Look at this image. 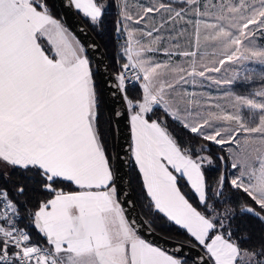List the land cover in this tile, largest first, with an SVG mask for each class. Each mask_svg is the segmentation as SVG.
Here are the masks:
<instances>
[{"label":"snow or ice","instance_id":"obj_1","mask_svg":"<svg viewBox=\"0 0 264 264\" xmlns=\"http://www.w3.org/2000/svg\"><path fill=\"white\" fill-rule=\"evenodd\" d=\"M70 5L100 31L117 10L122 62L101 79L131 113L130 162L149 207L202 249L198 264H264V0ZM54 7L0 0V264H188L126 216L120 153L101 125V61L94 70ZM256 80L247 94L196 91Z\"/></svg>","mask_w":264,"mask_h":264},{"label":"water","instance_id":"obj_2","mask_svg":"<svg viewBox=\"0 0 264 264\" xmlns=\"http://www.w3.org/2000/svg\"><path fill=\"white\" fill-rule=\"evenodd\" d=\"M61 21L69 29L70 33L81 41L86 47H88L90 57H93V68H96V61H101L100 64V74L97 75L106 104L108 106L110 115L115 126V145L114 153L119 151L120 162H119V176L121 196L120 200L122 202V207L124 208L126 216L130 217L137 224L139 229V234L143 238H146L149 242L167 250L169 253H174L178 248L182 247L184 258L193 261L198 264L199 256L203 252L197 247L181 241L170 239L165 237L149 227V225L144 221L141 216L139 209L137 207L131 182H130V152L128 146L130 144V126L128 123L129 111L126 107V103L122 96L115 92L114 89L106 86L101 77L104 80L113 81L114 74L109 66L106 54L95 38V36L90 32L87 26L84 24L76 9L70 5V0H56ZM96 47L93 48L92 46ZM113 112L121 113L122 115L113 116Z\"/></svg>","mask_w":264,"mask_h":264},{"label":"trees","instance_id":"obj_3","mask_svg":"<svg viewBox=\"0 0 264 264\" xmlns=\"http://www.w3.org/2000/svg\"><path fill=\"white\" fill-rule=\"evenodd\" d=\"M54 13L57 16L58 19L61 20L59 9L56 3V0H54ZM84 24L87 26V28L90 30V32L95 36V38L98 40L100 45L102 46L109 66L111 68V71L113 72L114 76L117 70L119 69V64L122 62L120 57V47L123 38H119V44L117 43V37L115 34V20L117 17V10L115 8L109 9L108 13L104 17L103 22V30L100 31L96 27H94L90 21L83 16L82 13H80L78 10H76ZM254 67H259L258 65H253ZM97 85L98 90L101 93V125L102 128L108 132L111 133V139L110 144L113 145V152H114V145H115V126L114 122L112 120V117L110 115L108 106L106 104L98 77H97ZM260 81L256 80L255 82L248 84V85H231L229 86L230 91H233L237 94H247L248 92L252 91L253 89L259 88ZM129 97L135 98L139 94V87L138 85L136 87H132V85H129ZM129 111V110H128ZM129 111V115H130ZM175 131L181 135H185L179 128H176L175 125L172 126ZM212 152L214 154L219 152V149L216 146L212 147ZM217 167H220L219 162H217L216 167L212 168L211 170L206 169L207 175L211 180H215V178L219 175V172L216 170ZM230 170V169H229ZM130 182L132 187V192L137 204V207L139 209V212L141 216L143 217L144 221L149 225L151 229L156 231L157 233L168 237L170 239H174L177 241H181L193 246H197L195 244V241L192 240L190 236H188L183 230L179 229L178 226H175L174 224H171L168 222L165 218L162 217L161 214H157L154 209H151L149 207V200L147 199L143 188H142V182L140 179V176L136 170V168L130 164ZM18 179L17 176L13 177V180L16 181ZM25 182L26 181H21ZM181 184L184 185V181H181ZM183 191L190 194V189L187 186H184L182 188ZM234 195H242V194H234ZM34 196V193L29 191L27 193V197L31 199ZM23 199V198H22ZM251 228L253 230L254 237H258L261 232V226L254 220L249 221ZM198 247V246H197ZM199 248V247H198ZM200 249V248H199ZM202 251V249H200ZM186 259V258H185ZM188 261V264H195L193 261L186 259Z\"/></svg>","mask_w":264,"mask_h":264},{"label":"crops","instance_id":"obj_4","mask_svg":"<svg viewBox=\"0 0 264 264\" xmlns=\"http://www.w3.org/2000/svg\"><path fill=\"white\" fill-rule=\"evenodd\" d=\"M207 88H208V90H207ZM220 87H215L214 85L213 86H211V87H208L207 86V84H206V86L204 87V88H198V89H196V91H204V92H206L207 94H210V95H212V96H221L220 95V89H219ZM230 89H228V91H229Z\"/></svg>","mask_w":264,"mask_h":264},{"label":"rangeland","instance_id":"obj_5","mask_svg":"<svg viewBox=\"0 0 264 264\" xmlns=\"http://www.w3.org/2000/svg\"><path fill=\"white\" fill-rule=\"evenodd\" d=\"M144 2H147V0H144ZM130 3L133 5V6H136V4H137V0H130ZM123 38V37H122ZM124 39V38H123ZM123 43V40H122V42H121V44ZM120 51H121V49H120ZM162 59H163V57H161ZM221 75H223V74H221ZM213 86V85H212ZM215 86V85H214ZM215 87H217V86H215ZM220 89V95H222V93L224 92V91H228V89H230L229 88V86H223V87H220L219 88ZM207 90H208V88H207ZM230 91V90H229Z\"/></svg>","mask_w":264,"mask_h":264}]
</instances>
